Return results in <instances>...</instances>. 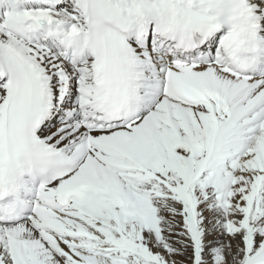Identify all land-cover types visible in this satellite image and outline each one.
Segmentation results:
<instances>
[{"label": "snow or ice", "instance_id": "6c2138e0", "mask_svg": "<svg viewBox=\"0 0 264 264\" xmlns=\"http://www.w3.org/2000/svg\"><path fill=\"white\" fill-rule=\"evenodd\" d=\"M0 264H264V0H0Z\"/></svg>", "mask_w": 264, "mask_h": 264}]
</instances>
